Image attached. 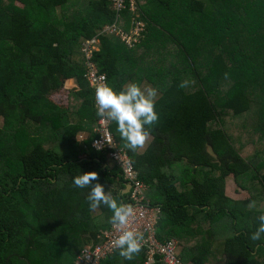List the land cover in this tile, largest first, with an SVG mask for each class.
<instances>
[{
	"label": "trees",
	"instance_id": "trees-1",
	"mask_svg": "<svg viewBox=\"0 0 264 264\" xmlns=\"http://www.w3.org/2000/svg\"><path fill=\"white\" fill-rule=\"evenodd\" d=\"M124 4L116 14L111 0H0V264H75L128 203L118 168L90 146L97 114L80 43L92 38L109 129L160 209L156 238L176 240L184 263L264 264V0H135L144 26L130 48L103 32L129 31ZM187 27L203 37L191 52ZM201 49L213 53L203 74L189 58ZM141 78L156 99L138 95ZM228 176L247 199L225 195ZM145 258L125 242L99 264Z\"/></svg>",
	"mask_w": 264,
	"mask_h": 264
},
{
	"label": "built area",
	"instance_id": "built-area-1",
	"mask_svg": "<svg viewBox=\"0 0 264 264\" xmlns=\"http://www.w3.org/2000/svg\"><path fill=\"white\" fill-rule=\"evenodd\" d=\"M111 2L116 14L125 8L124 0ZM129 10L135 14L136 6H133L132 0H129ZM130 19L131 27L127 33L115 24L104 27L103 32L116 35L127 48H130L137 41L138 34L144 26L135 16ZM97 48L96 38L84 39L80 43V51L83 54V77L92 91L93 109L97 114L92 129L95 136L90 146L96 151L105 152L108 159L118 168L124 185L128 186V203L124 206L120 220L113 222L108 229L100 231L98 238H101V241L98 244H88L81 249L76 255L75 264H99L107 254L113 253L125 242L144 249L146 258L143 264H152L156 257L164 264H193L184 263L180 259V249L176 240L159 241L156 238L160 209L149 202L145 195L147 186L138 179L131 158L124 148L118 146L109 129L110 122L105 112L108 106L106 76L92 60L93 52Z\"/></svg>",
	"mask_w": 264,
	"mask_h": 264
},
{
	"label": "rangeland",
	"instance_id": "rangeland-1",
	"mask_svg": "<svg viewBox=\"0 0 264 264\" xmlns=\"http://www.w3.org/2000/svg\"><path fill=\"white\" fill-rule=\"evenodd\" d=\"M140 3L142 5H146L150 0H139ZM133 2V6L135 7V0H132ZM135 17H137V13L134 14ZM160 21H164L163 18H160ZM167 22L169 20H166ZM172 24V23H171ZM174 26V25H173ZM176 26V25H175ZM177 27V26H176ZM179 28V27H177ZM166 30V29H165ZM187 31L189 32L187 35L188 36H191V39L189 40H186L187 38L185 37H182L180 36V38L184 39V44L187 48L188 51H193L195 49H197V44L200 43V42H203L202 41V35L200 33H190L192 31V29L190 27H187ZM169 42V41H168ZM171 46H173L174 48H168V50L170 51H174L177 47L175 46V44L171 43ZM179 50V49H178ZM182 54V52H180ZM198 53V56L195 57L193 54L192 56H190L189 58L192 60L193 62V65L195 67V69L199 72V73H205L206 72V69L209 68L210 66V60H211V57L213 55V53L209 52L210 54H207L208 52L204 49H201ZM235 60L239 59V58H234ZM180 60V63L183 62L184 66H185V69L188 70L189 68L187 67L186 65V61L183 60V58H179ZM227 64L231 67L232 66V62L229 60V62H227ZM181 66V65H180ZM182 67V66H181ZM182 69H184V67H182ZM73 83L75 84V82L73 81ZM231 83V79H226L225 80V84H229ZM67 85V83L65 84ZM147 91V94H149V91H150V88L146 87V90ZM223 93H224V90H222L220 93H219V97L220 99L222 98L223 96ZM241 121L240 119H235L234 121H232L230 124V129H231V132L233 134H239V129H240V125H241ZM1 124V122H0ZM1 126V125H0ZM81 134V135H80ZM82 133H78L77 134V139L80 140L82 138ZM254 150V148L252 147V145H246L245 147H243L241 153L242 155L244 156H247L248 154H251L252 151ZM259 157H262L261 154H259ZM238 192H241L239 193L238 195ZM226 193L232 197H235L238 199V197L240 198H248L250 196V194L248 192H244L242 190L239 191V186L235 183L234 179L232 178V176H230L229 178L226 179ZM247 196V197H246ZM257 208H260L259 205L257 206ZM224 220V219H223ZM225 224V222L223 223V225ZM225 228V227H224ZM222 230V229H220ZM203 234V233H202ZM201 234V235H202ZM200 237V236H199ZM201 238V237H200ZM202 240V239H201ZM202 242V241H200ZM213 242V241H212ZM217 242V241H216ZM180 249V247H179ZM220 256L222 257V254H220Z\"/></svg>",
	"mask_w": 264,
	"mask_h": 264
},
{
	"label": "crops",
	"instance_id": "crops-1",
	"mask_svg": "<svg viewBox=\"0 0 264 264\" xmlns=\"http://www.w3.org/2000/svg\"><path fill=\"white\" fill-rule=\"evenodd\" d=\"M135 80H137V79H135ZM67 83V85H65ZM136 84V85H138V95L142 98V99H144V100H153V99H156L157 97H158V95H159V93H158V91H156V89L154 88V87H152L151 85H149L147 82H146V80L145 79H143V78H141V81L138 83V82H134V80L132 81V84ZM146 87H148V88H150V91H149V94H147V91H145L146 90ZM64 88L65 89H67L68 91L69 90H71V89H74V88H76V84H74L73 83V80L72 79H69V80H67L65 83H64ZM108 106H109V104H108ZM85 126L86 127H88L89 126V124H88V121H85ZM93 128H92V126H91V130H92ZM79 133H82L83 135H82V138L80 139V140H82V139H84V138H86L88 135H89V131H82V132H79ZM81 135V134H80ZM143 147V146H142ZM230 176H228L227 178H229ZM226 178V179H227ZM226 179H225V195L227 196V197H229L230 199H233V200H244L243 198H240V197H238V199L237 198H235V197H232V196H230V195H228L227 193H226ZM241 189H239V191H240ZM147 191V190H146ZM242 191H244V190H242ZM244 192H247V191H244ZM239 193H241V192H238V195H239ZM247 197V196H246ZM245 199H247V198H245ZM260 208H258V210H259ZM177 242V241H176ZM178 243V242H177ZM209 243H211V242H209ZM208 243V244H209ZM178 247H179V244H178ZM209 247H211V249L212 250H214V252H216V254H215V257H214V259L215 260H220L219 258L221 257L220 256V253H221V241H214L212 244H211V246H209Z\"/></svg>",
	"mask_w": 264,
	"mask_h": 264
},
{
	"label": "water",
	"instance_id": "water-1",
	"mask_svg": "<svg viewBox=\"0 0 264 264\" xmlns=\"http://www.w3.org/2000/svg\"><path fill=\"white\" fill-rule=\"evenodd\" d=\"M128 191V186L127 185H124V190L122 191L123 193H127Z\"/></svg>",
	"mask_w": 264,
	"mask_h": 264
}]
</instances>
